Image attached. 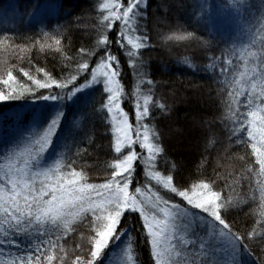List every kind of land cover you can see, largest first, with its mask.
<instances>
[{
	"label": "snow or ice",
	"instance_id": "6c2138e0",
	"mask_svg": "<svg viewBox=\"0 0 264 264\" xmlns=\"http://www.w3.org/2000/svg\"><path fill=\"white\" fill-rule=\"evenodd\" d=\"M154 2L98 0L97 27L102 31L93 29L95 43L79 49L81 61L65 58L61 72L67 74L57 77L46 72L44 80L24 72L34 87L0 92V101H4L37 96L46 90L39 98L63 103L84 89L97 88L99 99L78 116L87 121L91 109L102 121L114 153L107 175L99 183L90 182L82 168L77 170V161L69 160L63 151L51 166L37 167L60 127L63 111L53 115L45 127L23 137V148L17 143L0 153V264H67L69 253L61 241L85 221L88 233L74 249L72 264H97L109 244L125 232L121 264H141L133 255L137 232L148 250L150 264H246L245 255L251 256L245 236L228 219L233 201L215 190L216 180L209 177L181 186L172 174L177 165H170L164 134L158 127L172 109L156 98V82L149 60L144 58L145 51L155 47L149 27V20L159 17L158 11L150 12ZM236 7L245 5L237 0ZM211 8L210 0H200L196 26L207 25ZM164 27L171 29L159 18L153 25L163 41H186V46L195 45L203 51L213 48L215 39L207 27L198 32V27L189 31L178 25L183 28L182 35H169L160 30ZM52 38L61 45V39ZM251 47L256 48L255 42ZM227 55L225 50L220 56H208L200 68L185 58L183 70L216 76L219 69V76L225 77L221 83L226 86L225 118L233 125L231 138L250 146L255 160L248 171L264 177V38L259 40L258 50L245 48L240 52L243 67L239 78H227L235 70V66L229 67L232 61ZM73 63L75 68L70 67ZM129 74L135 78L132 92L125 87ZM13 79L9 72L2 83L7 85ZM129 104L131 108L126 110ZM161 190L170 195H162ZM133 220L139 228L130 231L131 224L126 221ZM256 223L260 232L253 229L249 240L257 236L264 239V204ZM58 251L63 255H57Z\"/></svg>",
	"mask_w": 264,
	"mask_h": 264
},
{
	"label": "trees",
	"instance_id": "16d2710c",
	"mask_svg": "<svg viewBox=\"0 0 264 264\" xmlns=\"http://www.w3.org/2000/svg\"><path fill=\"white\" fill-rule=\"evenodd\" d=\"M210 2L212 8L207 13V25L199 27L194 24V20L200 15V0H155L150 9V12L158 11L159 17L153 16L149 20L155 47L150 52L145 51L144 58L150 62L149 71L156 82V98L163 99L172 109L167 118L161 119L158 127L164 134L170 165H177L172 174L178 185L183 186L187 182L190 186L192 182L209 177L216 180L215 190L233 201L229 222L245 236V242L251 249V256L244 257L246 264H264V239L259 236L248 239V233L253 229L260 232L256 221L264 204V192L261 191L264 177L258 178L248 171L255 160L250 146L239 144L231 138L230 129L233 125L231 120L225 118L226 86L221 83L225 77L219 76V69L216 70V76H206L194 69L183 70L186 67L185 58L189 64L200 68L208 62V56H220L227 50V59L232 61L229 67L235 66L227 78H239V71L243 67L240 52L245 48L258 50L259 40L264 38V0H242L245 7L241 9L236 7L237 0ZM39 10L43 14L36 21L35 15ZM96 10V3L90 0H0V92L13 89L20 92L33 86L24 72H30L34 78L41 80L46 79V72L57 77L66 75V72H61L65 67V58L74 57L81 61L79 49L93 45L96 32L102 31V28L97 27L100 17ZM220 15L229 18L220 20ZM158 18L166 20L171 26V29H160L169 35L183 34V28L178 25H183L189 31L193 27H198V32H203L205 27L211 29L212 38L215 39L212 50L203 51L195 45L186 46V41L161 40L155 34L157 29L153 28ZM212 19L218 24L211 23ZM94 28L96 32H93ZM45 32L48 36L44 35ZM53 36L61 39V45L55 44ZM254 42L256 48L251 47ZM75 66L74 63L70 65L72 68ZM9 72L14 79L4 85L2 82L7 79ZM125 87L129 92L135 89V78L131 74L126 78ZM40 91L47 94L46 90ZM144 91L147 93V88ZM44 93L0 101V153L22 143L23 137L34 129L45 127L53 115L63 111L59 130L50 148H55V144L61 140L59 151L62 149L69 160L77 161V170L82 168L91 178L90 182H102L114 155L109 147L110 137H105L104 125L91 114V109L87 121L78 116L99 99L97 88L85 89L69 102L63 103L39 98ZM69 104L84 106V110L72 109ZM128 108H131V104L126 106V110ZM74 119L77 130L72 134L69 125ZM130 119L135 122L134 112ZM256 169L258 172V166ZM161 194L170 195L164 190H161ZM175 199L179 200L178 197ZM126 223L131 224L130 231L139 228L134 220ZM87 233L85 221L77 226L75 232L70 230L61 241L62 247L69 253L67 264H72L75 258L72 253L78 244L84 242L82 237H86ZM136 235L137 245L133 255L141 264H150L142 237L139 232ZM126 237L127 232L119 240L110 243L97 264H104L111 251L119 244L124 245ZM56 254L63 255L59 251Z\"/></svg>",
	"mask_w": 264,
	"mask_h": 264
},
{
	"label": "rangeland",
	"instance_id": "374dc122",
	"mask_svg": "<svg viewBox=\"0 0 264 264\" xmlns=\"http://www.w3.org/2000/svg\"><path fill=\"white\" fill-rule=\"evenodd\" d=\"M90 1H92L93 3H96V5H97V10L96 11H98V0H90ZM100 2H102V0H100ZM37 12L38 13H36V15H35V20L36 21L39 20L40 16L43 14L42 10H39ZM52 13L54 14L53 11H52ZM226 17L229 18V16L220 15L219 19L220 20H224L223 18H226ZM174 18H176V17H174ZM211 23L218 24V23H216L214 21V19L211 20ZM2 26H4V23H3ZM170 35H172V34H170ZM83 91H85V89ZM67 101L69 102V100H67ZM71 106H72V109L75 108V109L84 110V109H82V107H84L82 105H81L82 107H78L75 104H69V107H71ZM134 120H135V114H134ZM69 126H70L69 129L72 131V134H74V131L77 130V123H75V129H73V122H71V124ZM60 136H61V134H60ZM62 139H63V137H62ZM60 142H61V140H60ZM60 142L55 144V148L54 147H52V148L49 147V149L39 159L37 167H48V166H51L58 159L59 153L62 151V149H61V151H59L60 145H61ZM20 144H21V147L23 148L24 147V143L22 142ZM137 150H139V149L137 148ZM147 195H148V193L146 192L145 196H147ZM122 247H123L122 244H119L113 251H111L109 253V255L106 257V259L104 261V264H121Z\"/></svg>",
	"mask_w": 264,
	"mask_h": 264
}]
</instances>
